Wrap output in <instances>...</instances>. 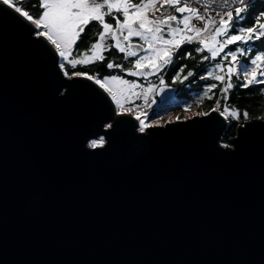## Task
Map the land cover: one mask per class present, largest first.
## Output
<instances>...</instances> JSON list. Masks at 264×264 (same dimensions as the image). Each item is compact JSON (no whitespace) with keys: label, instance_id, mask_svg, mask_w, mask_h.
<instances>
[{"label":"water","instance_id":"obj_1","mask_svg":"<svg viewBox=\"0 0 264 264\" xmlns=\"http://www.w3.org/2000/svg\"><path fill=\"white\" fill-rule=\"evenodd\" d=\"M84 115L51 103L16 36H0V262L260 260L264 134L256 130L238 157L224 159L213 142L219 147L226 130L193 117L168 125L195 126L156 138L143 155L123 141L87 160L76 137Z\"/></svg>","mask_w":264,"mask_h":264},{"label":"snow or ice","instance_id":"obj_2","mask_svg":"<svg viewBox=\"0 0 264 264\" xmlns=\"http://www.w3.org/2000/svg\"><path fill=\"white\" fill-rule=\"evenodd\" d=\"M9 31L41 70L51 103L83 110L76 137L87 160L112 155L123 141L143 155L156 138L193 128H169L181 117L148 112L155 96L190 78L205 81L197 107L213 101L192 113L209 118L197 123L239 129L232 142L214 140L219 157H238L250 135L264 134V117L255 122L232 106L241 95H264V0H0V36ZM234 264H264V242L259 261Z\"/></svg>","mask_w":264,"mask_h":264},{"label":"flooded vegetation","instance_id":"obj_3","mask_svg":"<svg viewBox=\"0 0 264 264\" xmlns=\"http://www.w3.org/2000/svg\"><path fill=\"white\" fill-rule=\"evenodd\" d=\"M117 62H119V59H117ZM182 62L188 63L190 66L193 63L191 61ZM197 70H199V68H197ZM169 83H171L170 80ZM204 83L205 81L192 80L190 78V80L185 81L183 85H174L172 88L168 89L166 93L155 96L153 98L155 103L148 109L150 119H160V117H163V119L167 121L170 116L173 118L180 116L181 119H186L187 117L192 118V113L196 111H207L213 105V101L205 100L199 108L195 103L197 99L196 94L201 91V86ZM137 103H142V101H137ZM186 104L192 105L191 111L188 113L183 111ZM232 106L240 107L236 99ZM243 109L244 108H241L242 111Z\"/></svg>","mask_w":264,"mask_h":264},{"label":"trees","instance_id":"obj_4","mask_svg":"<svg viewBox=\"0 0 264 264\" xmlns=\"http://www.w3.org/2000/svg\"><path fill=\"white\" fill-rule=\"evenodd\" d=\"M260 87V86H257ZM246 92L247 90H242ZM240 108H247L252 117L260 115L264 112V95L256 92L250 96H239L236 98ZM243 122V121H241ZM237 135V127H232L230 131H225L221 138V142H232Z\"/></svg>","mask_w":264,"mask_h":264},{"label":"rangeland","instance_id":"obj_5","mask_svg":"<svg viewBox=\"0 0 264 264\" xmlns=\"http://www.w3.org/2000/svg\"><path fill=\"white\" fill-rule=\"evenodd\" d=\"M260 116V118L261 117H264V112H262L260 115H258V116H255V117H259ZM255 117H252V118H255ZM193 118V117H192ZM189 119H191V118H188V119H181V121H185V120H189Z\"/></svg>","mask_w":264,"mask_h":264},{"label":"built area","instance_id":"obj_6","mask_svg":"<svg viewBox=\"0 0 264 264\" xmlns=\"http://www.w3.org/2000/svg\"><path fill=\"white\" fill-rule=\"evenodd\" d=\"M149 111V110H148ZM168 120V119H167Z\"/></svg>","mask_w":264,"mask_h":264}]
</instances>
